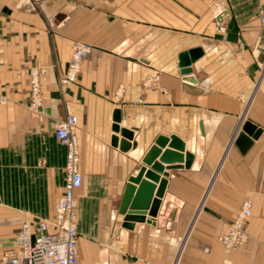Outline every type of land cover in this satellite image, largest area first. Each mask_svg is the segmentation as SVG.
Returning a JSON list of instances; mask_svg holds the SVG:
<instances>
[{"label": "crops", "instance_id": "obj_1", "mask_svg": "<svg viewBox=\"0 0 264 264\" xmlns=\"http://www.w3.org/2000/svg\"><path fill=\"white\" fill-rule=\"evenodd\" d=\"M263 12L264 0H0V258L25 222L53 220L67 154L54 123L75 116L78 264H264ZM78 42L91 51L60 86ZM193 49L199 93L182 89L178 63ZM40 67L34 112L29 70ZM115 110L132 132L125 152L111 144ZM245 121L262 133L242 154ZM159 136L177 137L192 159L162 165L153 224L123 228L121 195ZM247 199L248 241L226 254L219 238Z\"/></svg>", "mask_w": 264, "mask_h": 264}, {"label": "built area", "instance_id": "obj_2", "mask_svg": "<svg viewBox=\"0 0 264 264\" xmlns=\"http://www.w3.org/2000/svg\"><path fill=\"white\" fill-rule=\"evenodd\" d=\"M218 27L223 32V27ZM90 51L91 46L88 44H73L67 68L59 79L60 86H67L76 81L81 62ZM45 71L43 67L29 70V107L34 112L42 109L40 78ZM155 85L154 78L147 77L144 81L147 88ZM241 100H244L243 97ZM5 102V98H0V105ZM75 127V116H67L54 123V137L66 149L67 154L63 193L57 201L53 220H42L33 228L25 222L15 240V248L1 256L0 264H78L75 192L82 185V176L79 170L80 154ZM250 215L251 201L247 199L234 214L227 233L219 238L224 253L237 250L248 241L244 224Z\"/></svg>", "mask_w": 264, "mask_h": 264}, {"label": "water", "instance_id": "obj_3", "mask_svg": "<svg viewBox=\"0 0 264 264\" xmlns=\"http://www.w3.org/2000/svg\"><path fill=\"white\" fill-rule=\"evenodd\" d=\"M258 50L261 54L257 61L264 60V12L262 13V31L258 43ZM201 50L193 49L183 52L178 57L180 73L182 76V89L187 93H199L196 88V79L191 74V65L200 57ZM119 110L113 113L112 130L117 136H113L111 144L113 147L119 146L120 150L125 152L131 146L129 141L132 138V132L120 129ZM262 130L250 121H245L240 132L236 136L234 145L240 153L244 154L256 140ZM158 159V162L156 160ZM192 159L191 154L185 152L184 144L175 136L163 137L159 136L155 140L153 146L146 152L142 158V166L139 167L137 173L128 179V182L121 195L119 203V214L123 216V228L132 229L133 223L147 222L153 224L160 199L163 197L166 180L160 178L163 173V164L177 165L184 164L187 168ZM181 166H169V169L178 168ZM155 184H158V189L155 192ZM136 185V188H135Z\"/></svg>", "mask_w": 264, "mask_h": 264}]
</instances>
